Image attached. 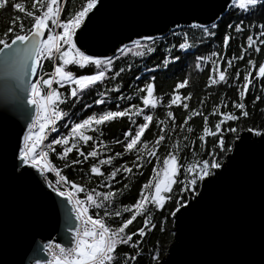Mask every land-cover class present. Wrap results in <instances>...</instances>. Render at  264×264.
Returning a JSON list of instances; mask_svg holds the SVG:
<instances>
[{
  "label": "snow or ice",
  "instance_id": "1",
  "mask_svg": "<svg viewBox=\"0 0 264 264\" xmlns=\"http://www.w3.org/2000/svg\"><path fill=\"white\" fill-rule=\"evenodd\" d=\"M228 0H225L227 4ZM98 0H84L83 4L74 12H70L67 18L63 17V8L65 0H30L31 8L24 3L12 0H0V9L10 8L12 16L8 24L0 33V54L3 55L6 65L12 69L13 74L19 81L22 91H26L27 105H18L17 113L26 122V127L16 130L14 135H10L5 129L0 128V164L9 166V171L18 177H33L36 173L43 178L44 185L50 189V192L59 198L61 206H65L68 217L71 234L69 245L48 241L44 248L46 250L47 260L44 264H129V261H136V255H130L128 252L119 253L121 245H139L140 241L133 240L138 233L141 237L145 235V230L151 223L152 211L159 212L172 199L171 192L173 185L179 183L180 193L188 192L189 198L182 196L176 198L175 207L170 209L169 215L174 216L183 206H191L192 198L199 195L197 188L201 183L209 184L224 171L227 163L232 159V155L237 152L240 145L236 140L243 142L246 137H241L235 122L242 117H247L248 112L243 102L246 92L252 84L251 73L253 72V59L246 61L247 67L243 74V82L237 88V100L231 101L233 109L239 110L238 113L228 110L221 111L222 105L214 103L212 114L217 115V119L212 128L209 127V116L199 112L197 108H190L188 101L192 96L191 92L181 95L177 90L188 86L189 78L185 76L183 80H178L171 89L166 103H163V95L155 94L154 78L149 77L143 85L137 87L129 96H117L119 100H129L131 97H137L139 104L129 103L127 107L115 110L105 109L98 112L85 115L82 119L71 122L67 128L66 134L55 135L54 138L48 137L49 132L56 131L57 122H64L62 117L65 113L60 105L71 98L77 100L85 89H89L98 82L103 83L110 78L117 80L121 69H114L113 61L116 56L89 55L77 47L73 41V35L77 29H81L86 16L93 11ZM235 9L243 12H253L257 7L264 8V0H231ZM29 19L30 25L26 29L24 20ZM222 17H217V22L211 24V29H217L218 22ZM191 28H202L205 37H215L216 33L210 31L208 27L193 22ZM231 28V25H228ZM261 31L256 35L264 37V23L257 25ZM244 30L243 21L235 24V31L240 33ZM162 39L163 37H159ZM157 37L151 35L139 36L131 39L128 44H121L116 48V53L123 54L129 51L134 56H143L154 51L152 46ZM232 37L225 32L222 36L221 45L227 48ZM245 46L257 53L261 51L260 46H264V39L258 42L253 39L250 33L245 38ZM245 46H241L240 52L244 53ZM190 47L187 38L178 44L181 50ZM222 54L218 51H212L206 56H197L195 67L201 70L200 61L211 62L212 67L207 69L206 83L204 87L210 88L229 80L228 70L232 66L233 60H242L243 56L230 58L225 64H221L219 57ZM45 58L51 61L49 72H45L42 65ZM171 59H177L173 56ZM169 57H165L167 63ZM58 61V63H57ZM68 66H79L83 69L85 66H94L91 74L75 75ZM255 77L264 78V59L259 61L258 67H255ZM111 73L109 77L108 74ZM240 70H236V76ZM236 76L231 77L233 83L236 82ZM34 77V79H33ZM55 85V86H54ZM64 85L68 86L67 92L59 91ZM119 84H115L111 91L116 92ZM106 93L102 92L101 96ZM260 99L256 97L255 100ZM255 100L253 103H255ZM204 99L200 100V105L204 104ZM96 105L104 103L102 99L93 101ZM158 106L164 109H170L172 106H179L186 111L179 127L184 129L190 118L195 116L203 117V127L198 136L200 142H204L207 136L214 137V144L211 148L202 145V151L205 155L197 157L193 147L185 145V148L192 153L195 162H186L181 164L179 153L181 145L179 141L172 142L169 150L163 156L162 161L157 153L165 137L164 125L172 121V127L175 128V117L173 111H165L167 120L155 118L153 110ZM85 108L89 105L85 104ZM127 117L130 121L128 128L123 131L122 140H113L112 143L119 145L123 151H116L111 155L100 158L97 148L104 147V141H97L92 135L88 134L90 130L98 131V126L106 124L114 119ZM136 118H139L137 120ZM160 126L159 135H155L149 147V141L144 139L146 130L151 132L152 122ZM227 122H233L232 126L225 127ZM22 131V135H21ZM191 133L193 128L187 127ZM252 135L261 137L264 140V128L248 127L246 130ZM231 134V140H226L224 133ZM171 135V131L168 133ZM181 140H187V137L181 136ZM90 150L81 151V144H89ZM57 146V147H53ZM57 148L59 150H57ZM109 151H111L109 149ZM74 152L81 159H68V154ZM125 154L134 155L133 166L136 170L142 169L144 164L151 162V170L147 180L139 185L138 194L134 202L127 204H116V200L121 193L120 188L109 189L106 191H97L95 188L89 189L84 184L68 179L62 174V170L56 167L50 160V155H55L58 159H65L67 162L64 168L70 165L80 164L88 158H94L90 164L88 172L95 176H104V180L114 181L118 173L123 177L130 178L133 172L132 167L124 163L118 167H113L106 175L101 171L102 165H113L114 157H121ZM142 158H146L142 159ZM34 170V172L32 171ZM183 171L184 179H180L179 173ZM46 173H52L55 179H49ZM103 184V181L101 182ZM105 189L108 184H103ZM124 184V188H128ZM102 210V214H101ZM126 214V215H125ZM138 216H143V222L140 227L135 229V233L127 231L128 226L132 224ZM115 218V225L112 223ZM75 226L72 227V221ZM163 222V221H161ZM153 261L157 260V254L151 256ZM39 264V262H38Z\"/></svg>",
  "mask_w": 264,
  "mask_h": 264
},
{
  "label": "water",
  "instance_id": "2",
  "mask_svg": "<svg viewBox=\"0 0 264 264\" xmlns=\"http://www.w3.org/2000/svg\"><path fill=\"white\" fill-rule=\"evenodd\" d=\"M230 5L231 0H98L73 41L86 54L112 57L139 36L161 37L193 22L210 26ZM18 105L30 107L26 91L0 54V128L10 135L26 127ZM239 135L246 139L235 141L240 147L224 171L201 183L191 206L171 216L174 238L158 264H264V140L247 131ZM69 216L38 173L18 177L0 164V264L46 261L43 244L69 245Z\"/></svg>",
  "mask_w": 264,
  "mask_h": 264
},
{
  "label": "trees",
  "instance_id": "3",
  "mask_svg": "<svg viewBox=\"0 0 264 264\" xmlns=\"http://www.w3.org/2000/svg\"><path fill=\"white\" fill-rule=\"evenodd\" d=\"M12 0H9L11 3ZM16 2L24 3L26 7L31 8L30 0H16ZM84 0H65L63 8V17L67 18L70 12H74L79 6L83 4ZM12 16V11L8 9H0V33L5 30L9 19ZM222 19L218 22L217 29H211L210 26H205L216 33L215 37H205L202 28L182 27L174 29L167 33L162 39L157 37L152 46L154 51L150 54L143 56H134L131 51L123 54L116 53L117 59L113 61L114 69L123 68L124 71L120 73L117 80L113 81L108 78L103 83H97L89 89H85L77 100L75 97L70 100L64 101L60 108L65 113L62 117L64 122H57L56 131L49 132L48 137L54 138L55 135L61 133L66 134L67 128L71 126V122H75L78 119H82L85 115L93 112L102 111L105 109L115 110L117 107L123 109L127 107L129 103L137 105L139 100L137 97H131L129 100H119L116 97L123 95L129 96L137 87L146 83L149 77L154 78L155 94L157 96L163 95V103H166L171 89L174 87L178 80H183L185 76H188L189 83L184 89L177 90L181 95H185L188 92L192 93L188 104L190 108H197L199 112L209 116L208 124L212 128L215 121L219 119L217 115L212 114V106L214 103H220L222 105L221 111L228 110L230 112L238 113L239 110L233 109L231 106L232 100H237V88L242 85L243 74L247 67L246 61L251 58L254 61L253 72L251 73L252 84L246 92L244 103L248 112L247 117H242L235 122L238 129H243L239 132L246 131L248 127L264 128V78L257 79L255 77V67H258L259 61L264 59V46L261 47L259 53L254 49L250 50L245 46V38L251 33L253 39L257 42L264 37H259L256 34L261 31L257 25L264 23V8L257 7L253 12H243L239 9H235L231 4L227 12L221 16ZM243 21L244 30L240 33L235 31V24ZM25 28L30 25V20L25 19ZM217 22V21H216ZM228 25L232 27L229 28ZM227 32L232 39L229 41L227 48L225 49L221 45L223 34ZM187 38L190 47L188 49L181 50L178 48V44L183 42ZM241 46H245L244 53L240 52ZM212 51H218L222 55L219 57H213L212 59H219L221 64H225L230 58L243 56L242 60H233L232 66L228 70L229 80L227 83H222L210 88H205L207 77V69L212 67L211 62L200 61L201 70H197L195 67L197 56H206ZM177 57V59H171V57ZM169 57L167 63L164 58ZM51 61L45 58L42 65L45 72H49L51 68ZM58 63V61H57ZM69 70H72L75 75L91 74L94 71V66H85L80 69L79 66H68ZM240 70V74L236 76V70ZM111 76V73L108 74ZM236 76V82L233 83L231 77ZM119 84V89L116 92L111 91L115 84ZM55 86V85H54ZM68 86L64 85L58 89L62 92H67ZM106 93L105 96H101V93ZM256 97L260 99L255 100ZM95 99H102L104 101L101 105L93 103ZM204 99V104L200 105V100ZM255 100V103L253 101ZM239 102V101H238ZM89 105L85 108L84 105ZM173 111L175 117V128L172 127L173 122L168 121L165 125V132L163 133L165 139L162 142L157 153L162 158L169 150V145L172 142L179 141L181 150L179 153V161L181 164L186 162H195V158L192 153L185 148V145H189L194 148L196 156L200 157L205 155L202 151V145L206 148H211L214 144V137L207 136L204 142L198 140V136L203 127V117L195 116L190 118L188 125L184 129L179 127L183 120V116L186 115V111L179 106H172L170 109H164L162 106H158L153 110L155 118L161 120H167L165 111ZM139 120V118H136ZM130 121L127 117L114 119L106 124L98 126V131L90 130L88 134L92 135L97 141H104L103 148H97V152L100 154V158L111 155L116 151H123L119 145L112 143L113 140L121 139L123 131L128 128ZM233 122H227L225 127L232 126ZM191 126L193 131L189 133L187 127ZM152 131L146 130L144 139H147L149 147H151V141L155 135L161 134L160 126L156 125L153 121L150 125ZM171 131V135H169ZM226 140H231L230 133L223 134ZM181 136L187 137V140H181ZM54 148L57 146H53ZM81 151L90 150L89 144H81ZM109 149L111 151H109ZM57 150H59L57 148ZM68 159H81L77 157L74 152L68 154ZM145 159L146 158H142ZM50 160L56 166L61 168L62 174L68 179L84 184L89 189L95 188L97 191H106L109 189L120 188L121 193L116 200V204H127L134 202L139 185L144 183L151 170V162L148 161L144 164L142 169L136 170L133 166L134 155L125 154L121 157H114L113 165H102L101 171L104 175L108 171H111L113 167H118L119 164L124 163L129 167H132L133 172L130 178L123 177L122 173H118L114 181L109 182L104 180V176H95L88 172L90 164L94 162V158H88L86 161H82L80 164L70 165L68 168H64V164L67 162L65 159H58L55 155H50ZM46 176L50 179L52 176L50 173H46ZM180 179H184L183 171L179 173ZM108 184L109 188L105 189L103 184ZM124 184H128V188H124ZM180 184L173 185V191L171 192L172 199L166 204V206L159 212L152 211L151 223L148 229L145 230V235L141 237L136 233L133 240L140 241L139 245L129 246L121 245L119 247V253L128 252L130 255H136V261H129V264H158V262L166 255L169 246L174 238L173 220L172 215H169L170 209L175 207L176 198L183 197L189 198V193H180ZM200 185L197 188L199 190ZM102 214V210H101ZM126 215V214H125ZM163 221V222H161ZM115 218H112V223L115 225ZM143 222V216H138L136 220L128 226L127 231L135 233V229L140 227ZM153 253L157 254V260L153 261L151 256ZM119 264V262H118Z\"/></svg>",
  "mask_w": 264,
  "mask_h": 264
},
{
  "label": "built area",
  "instance_id": "4",
  "mask_svg": "<svg viewBox=\"0 0 264 264\" xmlns=\"http://www.w3.org/2000/svg\"><path fill=\"white\" fill-rule=\"evenodd\" d=\"M51 174V178L50 179H55V176H54V174H52V173H50ZM43 247H44V245H43ZM44 253L46 254V250H45V248H44ZM47 256V255H46ZM39 264H44V262H42V263H39Z\"/></svg>",
  "mask_w": 264,
  "mask_h": 264
},
{
  "label": "bare ground",
  "instance_id": "5",
  "mask_svg": "<svg viewBox=\"0 0 264 264\" xmlns=\"http://www.w3.org/2000/svg\"><path fill=\"white\" fill-rule=\"evenodd\" d=\"M46 243H47V242H46ZM46 243H45V244H46ZM45 244H43V245H45ZM43 250H44V247H43ZM45 255H46V254H45ZM158 263H159V262H158ZM33 264H38V262H35V263H33Z\"/></svg>",
  "mask_w": 264,
  "mask_h": 264
}]
</instances>
